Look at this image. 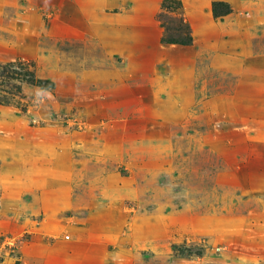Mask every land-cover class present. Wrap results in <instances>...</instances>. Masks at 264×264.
I'll return each mask as SVG.
<instances>
[{"label":"rangeland","instance_id":"1","mask_svg":"<svg viewBox=\"0 0 264 264\" xmlns=\"http://www.w3.org/2000/svg\"><path fill=\"white\" fill-rule=\"evenodd\" d=\"M162 1L12 0L2 10L0 106L19 116L22 126H58L77 140L69 210L57 217H43L36 194H25L17 205L18 220L26 221L30 229L26 233H0V241L10 238L15 243L12 248H0V264H90V249L67 247L59 239L68 235L65 241H72L71 226H82L87 211L112 200L133 201L141 213L217 215L210 227L223 221L218 224L222 230L214 229L213 234L190 233L178 237L177 243L157 244L153 252L136 249L139 258L134 264H264V194L253 191L259 184L248 183L249 174H258V162L248 160L245 152L223 151L218 155L202 146L199 138L206 127L198 108L185 122L186 127L171 128L168 151L141 150L136 156L157 159L160 165L136 164L129 170L117 158L98 154V130L105 124L97 119L106 115L105 99L119 92L123 75L129 70H145L129 79L133 89L142 90L149 98L152 91L162 98L174 97L170 77L183 58L195 57L198 98L232 89L233 77L208 68L209 50L188 49L190 53L185 56L168 52L171 47L162 43L166 32L157 20ZM179 1L187 22L184 10L188 0ZM253 6L240 11L257 21L247 29V35L253 56L260 57L264 56V0H256ZM214 8L217 17L213 6L211 14L220 22L230 14L224 13L225 6ZM175 17L167 13L169 21ZM227 21L228 32L234 35L225 36L235 39L233 19ZM34 80L49 81L52 87L45 89ZM116 93L115 100L119 101ZM114 113L119 115V110ZM226 127L221 125L220 130ZM166 154L169 162L161 165ZM109 175L135 178L136 190L108 188L104 179ZM236 175L240 184L234 180ZM5 190L0 186V192ZM46 221H50V228Z\"/></svg>","mask_w":264,"mask_h":264},{"label":"crops","instance_id":"2","mask_svg":"<svg viewBox=\"0 0 264 264\" xmlns=\"http://www.w3.org/2000/svg\"><path fill=\"white\" fill-rule=\"evenodd\" d=\"M213 1L227 3L232 10L223 22L215 20L211 14ZM11 2L0 0V23L2 10ZM255 3L256 0H188L184 15L191 27L192 44L188 48L168 45L171 47L167 48L168 52H180L185 56L192 49L209 50L208 68L233 77L231 91L198 98L195 57L183 58L170 77L168 83L174 88V97L162 98L152 91L149 98L142 90L133 89L129 79L145 70H129L123 75L119 92H115L119 101L115 100L111 87L110 95L114 93V98L105 99L106 115L97 119L98 123L105 124L98 130V154L117 158L118 163L129 170L136 164L160 165L157 159L136 156L141 150L168 151L171 128L186 127L185 122L198 108L202 125L206 127V133L204 131L199 138L200 144L218 155L223 151L245 152L248 160L254 158L259 165L255 169L258 174H249L248 183L259 184L253 191L264 194V172L260 174L264 169V56H253L248 42L247 29L257 21L250 14L241 15L240 11ZM229 17L235 25V39L225 36L234 35L228 32ZM2 56L0 52V58ZM12 56H16V51L13 50ZM117 109L119 115L114 113ZM20 121L23 122L9 108L0 106V186L7 188L0 192V233H26L30 229L26 221L18 220L17 205L25 194H36L39 212L46 218L64 215L72 201L75 135L58 126H22ZM221 125H226V129L220 130ZM169 159L166 154L160 159L161 165ZM233 160L237 161L235 157ZM104 180L108 188L136 190L135 178L109 175ZM234 180L240 184L237 175ZM136 195L134 202L138 201ZM216 216L195 215L188 211L141 213L133 201L127 204L123 200H112L87 211L82 226L70 225L72 241H65L68 235L59 241L67 247L90 249V264H134L139 258L136 249L153 252L157 244L177 243L178 237H188L190 233L203 235L213 234L214 229L222 230L219 225L223 221L210 227ZM235 221L238 220L234 218ZM46 223L50 228V221Z\"/></svg>","mask_w":264,"mask_h":264},{"label":"trees","instance_id":"3","mask_svg":"<svg viewBox=\"0 0 264 264\" xmlns=\"http://www.w3.org/2000/svg\"><path fill=\"white\" fill-rule=\"evenodd\" d=\"M215 5L225 6L226 8L224 13L226 15L230 13V9L227 4L223 2H213L211 6H213L212 10L214 17H217L214 13ZM167 13L171 15L174 14L176 16L175 19H170L169 21L167 18ZM157 20L160 26L164 29V32H166L165 36L162 38L163 44L188 46L192 43V35L190 34L191 30L187 22L182 17V5L179 0H163L160 4V13L157 15ZM27 75L29 76V74ZM28 81L33 82L32 79ZM34 81L36 84L43 85L45 89L52 87V83L49 81ZM173 248L176 249L175 245Z\"/></svg>","mask_w":264,"mask_h":264},{"label":"built area","instance_id":"4","mask_svg":"<svg viewBox=\"0 0 264 264\" xmlns=\"http://www.w3.org/2000/svg\"><path fill=\"white\" fill-rule=\"evenodd\" d=\"M14 245V241L10 238L0 241V248H12Z\"/></svg>","mask_w":264,"mask_h":264}]
</instances>
